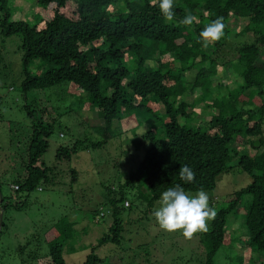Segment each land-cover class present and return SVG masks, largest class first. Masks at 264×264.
Wrapping results in <instances>:
<instances>
[{
    "label": "trees",
    "instance_id": "1",
    "mask_svg": "<svg viewBox=\"0 0 264 264\" xmlns=\"http://www.w3.org/2000/svg\"><path fill=\"white\" fill-rule=\"evenodd\" d=\"M33 2L45 10V16L37 11L30 21L12 19V0H0L1 34L21 36L23 93L68 84L85 92L90 107L103 119L102 125L91 126L90 134H81L73 145H59L57 161L68 163L80 149L103 148L124 131L123 124L124 128L136 131L145 121L151 125L137 144L144 155L136 170L130 172L117 191L107 187L104 202L113 206L114 224L91 245V252L78 264H105L94 249L110 241H121L125 225L120 216L130 185L146 186L142 197L153 203L161 192L176 184L185 192H214L219 180L228 173H233L234 179L243 176L241 181L251 179L215 210L211 228L199 232L200 246L205 251L203 264H215L217 252L228 239L229 220L241 212L249 232L245 244L251 248L252 262L258 257L253 264H264V149L260 151L264 147V0H175L176 23L165 22L150 0ZM187 13L196 17L195 22L191 26L178 24ZM217 17L224 24V35L208 50L197 42L199 32ZM232 17L246 18L248 23L242 31L254 32L256 38L238 44L234 64L228 62L230 59L223 62L230 63L231 71L240 75L241 82L228 91H222L225 86L218 84L214 89L218 93L213 94L212 77L219 65L217 54L234 32L228 26ZM211 48L214 50L210 51ZM147 61L154 64L147 65ZM32 64L39 73H29ZM192 69L197 72L195 80L189 81L186 73ZM194 89H199L201 95L197 94L193 104L213 96V102L206 106L217 110H212L210 120L202 125L191 122L194 114L187 112L191 103L184 99ZM152 102L163 108L161 114L153 109ZM25 108L32 118V132L27 157L23 158L26 172L14 179V185H18L16 191L31 193L42 189V184L59 183L56 178L60 170L43 158L55 123L35 116L28 105ZM155 119L162 120L159 126ZM258 136V140H252ZM246 143L257 146L256 153L246 150ZM185 164L195 172L192 183L180 180L179 168ZM69 171L74 176L72 181L75 180L77 171ZM2 197L0 205L5 209V203L10 201ZM212 200L209 198L210 206ZM23 206L24 200L15 204L18 209ZM92 212L95 218L98 210ZM76 224L65 215L46 231L45 239L50 243L47 255L53 264H67L66 246L78 240L81 231ZM1 225H5L4 218ZM234 254L233 263L244 264L245 256Z\"/></svg>",
    "mask_w": 264,
    "mask_h": 264
},
{
    "label": "rangeland",
    "instance_id": "2",
    "mask_svg": "<svg viewBox=\"0 0 264 264\" xmlns=\"http://www.w3.org/2000/svg\"><path fill=\"white\" fill-rule=\"evenodd\" d=\"M12 2V19L33 21L37 11L45 16V10L42 11L33 0ZM247 23L246 18L232 17L229 20L228 26L234 32L231 31L222 51L217 54L219 65L217 74L212 77V90L222 84L226 88L222 87V91H228L241 82L240 75L235 70L231 71L230 63L223 62L230 59L228 62L234 64L238 44L252 42L256 38L254 32L242 31ZM207 49L209 50L208 47ZM212 50L214 49L211 48L210 51ZM22 56L21 36L15 34L5 37L0 32V182L1 194L7 198V202L10 201L3 208L5 225L0 223V264H53L49 256L50 243L45 239L46 231L65 215L76 221V227L81 231L78 240L70 241L66 246L64 257L67 264H78L91 252V245L96 244L114 224L113 206L108 205L109 201L104 202L107 187L117 191L130 172L136 170L144 155L137 144H140L142 134L151 125L144 119L145 122L137 128L139 130L131 128L130 132L123 124L124 131L103 148L80 149L68 163L57 161L59 145H73L74 139L81 134H90L91 126L102 125L103 119L98 111L90 107L87 94L68 84L23 93L21 83L25 79V73ZM146 64L152 65L154 62L147 61ZM28 71L39 73L34 64L28 67ZM196 72L192 69L186 73L189 81L195 80ZM200 93L199 89H194L184 97L191 103L187 106V112L194 114L191 122L196 125L208 123L212 110H215L206 106L213 102V96L193 104ZM216 93L218 91L214 90L213 94ZM151 104L160 114L163 112L160 105L153 102ZM26 105L34 110L35 116L41 115L45 120L55 123L49 138L50 146L43 158L48 165L54 164L57 166L55 169L60 170L56 178L59 183L55 182V186L51 183L42 184V189L31 193L16 191L13 187L14 179L26 172L23 161L27 157L33 124ZM155 120L159 126L162 120ZM180 120L183 122L184 119ZM262 130L264 138V122ZM258 139L259 136L252 137V140ZM245 148L251 154L257 150V146L252 147L250 143H246ZM263 149L264 147L260 151ZM71 168L77 171L73 181L74 176L69 171ZM242 177L234 179L233 173L225 174L214 192L206 191L209 198L213 199L211 207L218 210L233 198L236 189L250 182L251 178L241 181ZM127 189L125 201L129 204L125 202L120 216L125 225L121 241H110L94 249L105 260V264H203L205 251L201 247L199 232L191 238H185L179 230L166 232L160 229L152 216V210L158 205L159 199L150 203L143 198L142 192H147L146 186L138 187L134 184ZM19 200H24V206L20 209L15 207ZM92 210H98L95 218ZM242 213L232 215L234 222L229 220L228 239L217 252L215 264H234L233 253L245 256L244 264H253L258 260V257H254L252 262L251 248L245 244L249 239V232ZM211 222L212 220L208 222L207 229L211 228ZM31 256L33 257L30 258Z\"/></svg>",
    "mask_w": 264,
    "mask_h": 264
},
{
    "label": "clouds",
    "instance_id": "3",
    "mask_svg": "<svg viewBox=\"0 0 264 264\" xmlns=\"http://www.w3.org/2000/svg\"><path fill=\"white\" fill-rule=\"evenodd\" d=\"M150 4L157 8L163 20L176 23L174 17L175 0H150ZM196 17L187 13L178 24L191 26ZM224 35V24L217 17L206 24L199 32L197 42L203 47L219 41ZM180 180L192 183L195 172L188 165L179 168ZM216 211L209 204L208 193L199 189L195 193H187L180 184L168 187L161 192L158 205L152 210V216L160 229L166 232L180 231L185 238H191L197 232L207 231L208 222L215 218Z\"/></svg>",
    "mask_w": 264,
    "mask_h": 264
},
{
    "label": "water",
    "instance_id": "4",
    "mask_svg": "<svg viewBox=\"0 0 264 264\" xmlns=\"http://www.w3.org/2000/svg\"><path fill=\"white\" fill-rule=\"evenodd\" d=\"M2 194L0 192V203L3 201L2 199ZM2 219H3V207L0 205V223L2 222Z\"/></svg>",
    "mask_w": 264,
    "mask_h": 264
},
{
    "label": "built area",
    "instance_id": "5",
    "mask_svg": "<svg viewBox=\"0 0 264 264\" xmlns=\"http://www.w3.org/2000/svg\"><path fill=\"white\" fill-rule=\"evenodd\" d=\"M14 189L17 190L18 189V185H14ZM126 204H128V201L126 202Z\"/></svg>",
    "mask_w": 264,
    "mask_h": 264
}]
</instances>
